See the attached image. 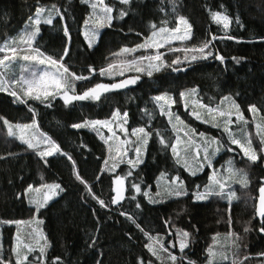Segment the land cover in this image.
<instances>
[{
	"label": "trees",
	"instance_id": "trees-1",
	"mask_svg": "<svg viewBox=\"0 0 264 264\" xmlns=\"http://www.w3.org/2000/svg\"><path fill=\"white\" fill-rule=\"evenodd\" d=\"M104 3L113 7V15L116 17H119L121 8L127 9L128 15L122 19H114L111 27L107 25L101 32L97 44L89 49L82 37V28L90 7L86 3H81V0H70V2L69 0H0V48H6L7 39L18 33L29 20V16L34 13L37 4L42 7L55 4L62 10L67 6L68 10L64 15L71 34V58H66L67 66L76 73L84 75H89L88 65H93L96 69L94 78L74 82L77 93H80L97 82L112 83L99 75V69L107 67L108 63L121 65L141 55H156L158 51L170 64L172 59L180 57L183 61L185 56L183 51L172 52L170 48L192 47L202 41L209 31L218 35H223L227 31L236 37V40L214 42L215 50L225 57L223 64L209 58L207 61L187 66L191 68L185 73L173 72L172 67L175 66H170L162 68L159 72L153 71L152 77L146 72H124L118 81L135 76H140V79L129 88L103 94L99 101H73L67 107L59 98L54 101L55 107L50 108H45L38 101L28 100L38 112L39 130L73 154L78 170L93 185L95 194L110 203L111 195H114L111 192L112 179L115 174H120L122 169L126 172L127 165L121 164L116 173H100L103 157L108 154L101 137L106 139L109 132H102L97 128L77 130L73 129L71 124L87 119H109L113 110H119L121 113H128L126 126L128 130L129 127L144 126L146 130L151 127L155 132L158 122L164 127L166 124L151 97L163 93L178 97L181 91L191 88L197 89V101L207 106H213L223 97L230 96L242 109H247L250 104H256L264 109V44L258 42L264 37V0H173L175 10L168 0H131V8L121 5L120 0H104ZM209 10L228 17L227 30L222 24L212 20ZM178 16H184L192 25L196 37L194 41H183L158 50L143 52L139 49L131 54L113 56V53L118 52L122 47H134L136 43H142L144 35L149 36L152 33L150 26L153 23L157 25V29L162 21H165L163 26L166 28L176 27ZM237 18L239 24L236 23ZM64 26L58 16L53 25H42L34 47H39L41 51L51 55L61 52L63 44L67 42L63 35ZM137 32L142 35L137 36ZM237 40L240 42L237 43ZM233 57L241 58L240 62H234ZM12 99L11 96L0 92V116L13 125L30 122L32 114L24 105L13 103ZM260 114L264 117V112ZM2 122L0 120V155H5L7 158L0 159V218L21 221L31 219L27 200L15 198L16 193L22 191L29 183L34 187H40L42 183L58 182L66 189L38 214V218L43 221L42 233L49 243L48 264H51V259L56 256L62 257L65 264H96L99 259L103 260V264H137L139 255L144 254L147 258L144 248L146 237L125 217L119 215V211L122 210L137 213V219L142 227L154 237L164 236L165 240L169 238L166 235L168 229L164 227V219H168L173 234L175 228L182 227L183 230L190 231L192 234L190 245L197 238L196 234L198 235L197 250L202 249L203 246L206 248L212 246L216 251L236 253L234 243H238L239 259H243L247 254L251 257L250 264H260L261 258L258 254L264 252V235L256 230L259 222L254 217V210L259 187L258 179L264 176V162H262L264 160L261 153H259L260 159L255 164L248 162L244 157L235 160V165L247 173L249 183L243 187L237 186L236 201L231 204L230 212L231 231L234 235L229 237V212L226 207L229 204L224 197L210 196L206 201L193 203V192L197 189L190 183L195 182L197 176H186L181 173V178L186 180L188 187L186 196L175 199L168 195L164 197L162 194L156 196L155 183L158 177L173 173L179 175L181 169L175 164L170 149L166 153L162 152L161 146L155 140H150L144 157L146 162L138 169L142 179L137 178L136 182L143 188H148L151 196L163 199L164 202L149 205L143 195H138L137 199L143 201L144 207L142 211L137 210L135 202L128 199L132 194L130 182L133 180V177H128L125 181L126 199L120 202L123 208L113 206L111 209H101L91 198L87 204L82 202V185H79L71 175V164L66 158L49 157L51 166L46 167L39 162V158L32 150H27L15 136L8 135L7 128ZM81 144L86 148H81ZM253 144L254 148H259L255 139ZM81 152H84V155H81ZM8 153L12 155L8 156ZM110 165L111 161H109ZM97 175L102 177L101 181L96 180ZM21 177L23 180L20 179ZM204 177L207 181V174L202 176ZM199 191H202V188ZM249 221L251 224H248ZM246 224L252 228V231L244 233L243 228ZM193 226H196L198 231H195ZM0 230L3 235L1 242L5 248L3 250L7 256L12 244L14 226H3ZM126 233H130L133 239L129 240ZM236 235L241 237L239 241H236ZM90 236H98L94 248L88 247L92 242ZM214 236H216L215 241ZM190 245L185 249L187 257L195 264H207L208 257H194ZM172 251L180 256L178 246ZM229 256L226 260L217 257V264H232V260L236 257L231 254ZM157 264L161 262L157 261ZM165 264H170V261H165Z\"/></svg>",
	"mask_w": 264,
	"mask_h": 264
},
{
	"label": "snow or ice",
	"instance_id": "snow-or-ice-1",
	"mask_svg": "<svg viewBox=\"0 0 264 264\" xmlns=\"http://www.w3.org/2000/svg\"><path fill=\"white\" fill-rule=\"evenodd\" d=\"M70 2V0H69ZM88 0H81V3H86ZM169 4H171L173 10H175V4L173 0H168ZM121 5H126L128 8H131V0H120ZM89 6L93 9V15L96 17V23L99 27H103L105 22L109 27L112 26V21L116 18L122 19L123 17L128 15V10L125 8H121L119 11V17L113 15L114 9L104 3V0H97L96 3H90ZM99 9V11H97ZM67 6H64L63 10L60 7H57L55 4L51 7V9L47 10V15H43L46 9L39 4L35 6V11L32 15L29 16V22L32 26L31 30H25L24 34L21 37V40L27 44L29 49V54L24 55L22 57L25 61H35L40 65H47L50 67H56L57 72L54 74H49L47 71H41L39 73L33 71L31 73L30 79H21L20 81L13 80L11 84L7 81L6 75L0 73V92H4L6 95L11 96L13 103H18L24 105L28 112L32 114L31 123L30 124H15L13 125L7 119L0 116V120L3 121V125L8 130L9 136H15L16 139L20 141L21 144L26 146L27 150H32L34 155L39 158V162H42L46 167L51 166V160L49 157H64L71 164V175L74 177L75 181L82 185L81 191V200L83 203H88L89 198L91 200L96 201L101 209H111L113 206H120L121 201L126 199L125 192V181L128 177H133V180L130 182L131 185V195L128 197L130 201L135 202V208L137 210L142 211L144 207L143 201L137 199L138 195H143L145 200L149 205H156L163 203V199H156L149 194L148 188H143L142 185L136 182L137 178L142 179L138 172V169L141 165L145 164V155L147 153L150 140H155L161 146L162 152H167L170 148L174 162L177 166L183 168V170L189 176H196L198 172H202L205 167L211 169V174L208 175L209 183L204 186L203 191H199L200 185H196V191L193 192V203L206 201L210 196H220L223 198L224 189L229 187L228 182H238L241 186H246L249 183V177L247 173L243 169H235L232 167L233 161L230 159L227 161V167L224 168V171L227 173L226 176L220 175V169H217L214 166L213 158L220 151L224 150L229 153L233 152L234 149L230 145H235L240 149V152L243 153L244 158L248 162L255 164L258 159H260L259 153H264V123H257V135L260 138V147L254 148L251 140H241L234 138L233 133L229 130V125L232 123V115L236 116L237 121H243L244 123H248L245 120L243 113L240 110V106L234 101L231 103L230 108L225 111L223 108H212L210 106H206L203 103H199L198 107L200 109L207 108L208 115L210 119L205 118L198 111H188L189 101H192L195 106L197 102L193 100V97L197 94L196 88L188 89L187 91H181L179 94V101L173 98V96L168 95L167 93H163L160 95H155L151 97V100L155 103L156 107L159 108L161 116L168 118V123L175 128L177 125H182L184 128L188 130L191 135L195 136L196 132L194 129L188 128V126L184 123L181 117L171 111L174 105L179 103H183V107L188 112V115L193 116L195 119L199 120L201 123L210 124L212 128L220 129L221 123L223 124L222 131L227 134L228 144L223 142L222 138L219 137H210L205 132H200L199 136L203 139V143L197 146L196 156H191L189 153H186L184 156L177 151V144L171 142L165 135L159 130H154L151 127L141 126L138 128H133L131 135L136 137V139L130 140L128 135L127 128L124 127L128 123V113H121L119 110H113L111 112V117L105 120H83L82 122L72 123L71 127L73 129H82V128H96L97 126L106 127L109 129V137L105 139L101 137L105 146L107 147L108 154L103 157V163L100 165L99 172L100 173H116L117 168L120 167L121 164L127 165V171L121 170L120 174H115L112 179V188L111 192L114 195H111L110 203L105 199L98 197L95 192L93 185L88 181L86 177H84L80 171L78 170L77 161L73 158V154L69 151H66L59 143L53 140L51 137L44 133H40L37 128V110L28 103V100L38 101L45 108L55 107L54 101L59 98V100L63 101V104L67 107L73 101H99L103 94L111 93L118 89L126 88L129 84H136L140 79V76H135L129 79H122L120 81H114L112 83H103L97 82L93 84L91 87L86 88L84 91L77 93L74 82L75 81H84L94 78L96 73V69L93 65H88L87 72L89 75H84L82 73L78 74L75 70L70 69L67 66V59H70L71 53V34L70 30L66 24V18L64 12H66ZM209 14L213 21L222 24L224 29L227 30L229 26V19L226 16H222L218 12H211L209 10ZM58 16L60 21L64 23L63 35L66 38V43L63 44L61 52L56 55L46 54L41 51L39 47H33V42L37 39V36L40 33L39 25L43 22L48 25H53L54 17ZM87 23V21H85ZM165 21H162L161 26L157 31V25L155 23L151 24L152 33L150 36L144 35V40L142 43H136L134 47H122L118 52H114L113 56H120L121 54H131L136 52L139 49H147L149 47L159 49L164 46L165 43H169V40H165L163 42L155 40V37L159 36L161 33H175L173 38L179 39L181 41H189L195 40V33L192 31V25L184 16H178L176 19V27L174 28H166L163 26ZM236 23L239 24V19L237 18ZM182 32V34H181ZM137 36H141L142 34L137 32ZM98 30L91 31L86 39L88 43V48H93V41L97 39ZM210 37V38H209ZM216 40H236V37L229 34L227 31L223 35L214 34L212 32H208L206 36L200 41L198 44H194L192 47L185 46L183 48H170V51L177 52L183 51L185 53L184 60L181 61L180 57H176L172 59L170 64L166 61L165 58H162L163 54L157 51L156 55L144 56L141 55L132 60H127L123 62L121 65H114L112 63H108L107 67H101L99 69L100 77H104L105 75L112 77L113 71L116 67H120L121 71L119 75H124V68L128 70H134L137 73L146 72L149 77H152L153 71L159 72L162 68L172 67L173 72H181L186 71L187 66H190L193 63H198L201 61H207L209 58H213L220 63L225 62V57L219 52L215 50V41ZM151 42V43H150ZM237 43L240 41L237 40ZM255 42V41H250ZM261 44H264V37H261L258 41ZM7 44V41L5 42ZM10 51L13 54L16 53L17 49L15 48H0V52ZM67 58V59H66ZM241 58L233 57L234 62L239 63ZM10 58L5 55L3 58H0V67L7 69L8 65L5 64V61H9ZM148 60L149 63L147 66H144L142 61ZM153 61L156 63L153 64ZM185 66L182 67L181 65ZM26 70V69H25ZM20 84V91L18 92L15 88V85ZM22 93V94H21ZM106 98V97H105ZM230 98L225 96L222 98L221 103L229 100ZM248 111L252 113L253 123H256V116L260 112H264V109L259 108L256 104H250L248 107ZM227 117L223 119L222 122H217L216 117ZM175 121V123H173ZM119 128L120 132L124 133V139L121 140L120 137L116 134L115 128ZM109 140H114L117 143L115 147L112 144H109ZM46 145L47 147L41 149V145ZM129 146H131L135 155L133 157H129ZM81 148H86L85 145L81 144ZM203 152V159H199V153ZM115 152L113 155L112 153ZM84 155V152L80 153ZM12 155V153H8V156ZM7 156L0 155V159H6ZM97 159H101L97 157ZM111 160V165L109 166V161ZM264 162V161H262ZM23 180V177L20 178ZM171 187L168 191V195L170 197L174 196L176 198H180L186 196L187 190L185 189L186 180L181 178L179 175L172 176L169 178ZM41 180H44V177H41ZM97 181H101L102 177L100 175L96 176ZM11 183V181H9ZM259 204L255 207V216L259 217V225L256 227V230L259 231L261 235H264V176L259 177ZM150 188V186H149ZM40 189H47L48 194L43 197V200L32 199L29 198V194L33 191H39ZM40 189L35 188L33 184H27V187L23 188L22 191L16 193V199H26L29 204V212L30 218L37 224L43 223L42 220L38 219V214L41 213L42 209H45L49 201H51L54 197L59 196L60 193L64 192L66 189L62 187L61 183L53 182V183H42L40 185ZM160 193L157 192L156 196H159ZM235 196V193L232 191L228 192L229 199V227L230 230L228 232V236L231 237L234 233L231 231V200ZM93 215H96L95 209L93 210ZM119 215L126 218L135 228L141 232L147 239V242L144 244V248L147 252V258H145L144 254H141L137 257V264H157V261H160L161 264H165V261H170V264H195L190 258L187 257L185 253V249L189 248L191 243V233L190 231L183 230L181 228H175V234H173L170 221L168 219H164V227L168 229L166 235L169 237L165 240L164 236H152L146 231L141 223L137 219V213H129L127 210L119 211ZM21 223H26L21 220H8L0 218V225L3 224H16L20 225ZM99 223V222H98ZM251 224V221L248 222ZM246 224L243 228L244 233H248L252 231V228ZM195 227V226H193ZM33 232H36L33 229ZM39 239L35 244H21L19 240V236L13 238V242L10 246V252L7 256H5L4 250L2 246H0V264H48L47 257V249L49 247V243L44 237L43 233H37ZM128 235L129 240L133 239L130 233H126ZM219 235V234H217ZM89 239L92 241L88 244L89 248H94L96 246V240L98 236H90ZM236 241H239L241 237L236 235ZM42 240L43 243H39ZM213 240H216V236L213 237ZM178 246L180 256L178 257L173 253V249ZM234 246L237 249L236 253H229L227 251H214L212 246H209L207 249L208 258L207 264H217L216 258L220 257L224 260L228 259L229 255L235 256L232 260V264H250L251 257L245 254L243 259H239V248L240 245L238 243H234ZM27 249L24 251L23 249ZM39 253L36 256L35 260L29 261V253L37 252ZM102 255V253H101ZM261 258L260 264H264V252L258 254ZM51 264H65V261L60 256L53 257L51 259ZM96 264H103V260L99 259L96 261Z\"/></svg>",
	"mask_w": 264,
	"mask_h": 264
},
{
	"label": "rangeland",
	"instance_id": "rangeland-1",
	"mask_svg": "<svg viewBox=\"0 0 264 264\" xmlns=\"http://www.w3.org/2000/svg\"><path fill=\"white\" fill-rule=\"evenodd\" d=\"M97 0H88V2H86V4H90V3H96ZM52 6H48V7H44L46 9V11L43 13V15H47V10L51 9ZM90 7V6H89ZM97 11H99V9H97ZM57 18L54 17V20ZM87 23H84L83 28H82V37L85 41L86 46L88 47V43H87V35L93 31V30H98V36L97 39L95 41H93V47L97 44L99 36L101 34V32L103 31V29H105L107 27V23L105 22L104 26L101 28L99 27V25L96 23V17L93 15V9L90 7V11L87 14L86 20ZM42 25H48L45 23H41L39 25L40 28V32H41V26ZM32 26L29 22V20L23 25V27L18 31V33H16L14 36L9 37L7 40V44H6V48H15L17 49L16 53L13 54L10 51H3L0 52V58H3L5 55H7L10 60L9 61H5V64L8 65L7 69L0 67V73H3L6 75L7 81L9 82V84H11V81L16 80V81H20L22 78L23 79H30L31 78V73L33 71L39 73L41 71H47L49 74H54L57 72V68L56 67H50L47 65H40L35 61H25L22 59V57L24 55L29 54V49L27 44H25L22 40L21 37L24 34L25 30H31ZM158 31V29H157ZM182 34V32H181ZM151 35V34H150ZM149 35V36H150ZM175 35V33H161L159 36L155 37V40L157 41H165V40H169V43H165L163 47L166 46H172L178 43H182L183 41L179 40V39H175L173 38ZM151 43V42H150ZM35 45V41L33 42V47ZM143 52H147V51H151V50H157L155 48L149 47L147 49H140ZM9 52V53H6ZM144 66H147L149 61L146 60L144 62H142ZM156 62L153 61V64H155ZM26 69V70H25ZM121 71L120 67H116L113 71V75L111 78H109V76L105 75L103 77V79H105L107 82H114V81H118V78L121 77V75H119ZM124 72H135L134 70H127V68L123 69ZM16 90L19 92L20 91V84L17 83L15 85ZM187 91V90H185ZM22 94V93H21ZM173 96V95H171ZM230 99L227 101H224L223 104L221 103L222 99L215 105L210 106L212 108H223L225 111H227L230 108L231 103L234 101L235 103H237L232 97L227 96ZM174 99H176L177 101H179V95L177 96H173ZM193 100H195L197 102V104L194 106L192 101H189V108L188 111H198L200 112L205 118L210 119L208 112H207V108L205 109H200L198 107V104L201 102H198L196 99V95L193 97ZM238 104V103H237ZM207 106V105H206ZM159 110V108H158ZM241 112L243 113L245 120L248 121V123H244L243 121H237L236 120V116L232 115L231 119H232V123L229 125V130L233 133L234 138L237 139H241V140H251L253 143V140L255 139L260 147V138L257 135V128H256V124L257 123H264V117H262V115L260 113L257 114L255 120L256 123H253V116L252 113H250L247 109H242L240 107ZM171 111L177 115H179L181 117V119L184 121V123L188 126V128L190 129H194L196 132V135L193 136L191 135V133L188 132V130L186 128H184L182 125H177L175 128L172 127V125H170L168 123V118L161 116L160 114V110H159V115L161 117H164V123L166 124V126L164 127L160 122H158L155 126V130H159L160 132H162L166 138H168L171 142L176 143L177 144V151L181 154V156H184L186 153H189L191 156H196V149L197 146L203 143V139L199 136L200 132H205L208 136L210 137H219L223 139V142L225 144H228V138H227V134L223 133L222 128H223V124L221 123V128L220 129H216V128H212L210 124H205V123H201L199 120L195 119L193 116L188 115V112L185 110V108L183 107V103H179L177 105H174L173 108L171 109ZM227 117H219L217 116V122H222L223 119H226ZM32 121L27 122L25 124H30ZM173 123H175V121H173ZM126 125H124L125 128ZM113 127L115 128V125H113ZM253 128L250 130V128ZM38 128V127H37ZM97 129L101 130L102 132L104 131H108L109 129L106 127H100L97 126ZM134 127H129L130 130H128V135H129V139L130 140H135L136 137L131 135L132 129ZM39 130V128H38ZM8 131V130H7ZM116 134L120 137L121 140L124 139V133L120 132L119 128H115ZM40 133L41 130H39ZM109 134L106 135V139H108ZM133 138V139H132ZM109 143L112 144L115 147V144L117 143L114 140H109ZM150 143V142H149ZM234 151L229 153L227 151H220L219 153H217V155L213 158V163L214 166L217 169H220V175H224L226 176L227 173L224 171V168H226L227 165V161H229L230 159L233 161L232 167L235 169H239L236 165H235V160L236 158H240V157H244L243 153L240 152V149L238 147H236L235 145H230ZM47 147L46 145H41V149ZM254 147V144H253ZM170 149V148H169ZM113 155L115 154V152L112 153ZM170 154L172 156L171 150H170ZM135 155V151L134 149L129 146V157H133ZM262 156V159L264 160V153L260 154ZM173 158V156H172ZM199 159H203V152L201 151L199 153ZM174 160V159H173ZM111 161V160H110ZM181 169V172H178L180 177H181V173L189 176L184 170L183 168L179 167ZM207 174V181L206 178H202L203 175ZM211 174V169H208L207 167H205V169L202 172H198L197 173V180L193 183H190V185L192 187H196V185H200L202 188V191L204 190V186L207 185L209 183L208 181V175ZM176 173L173 174H169L165 177L160 176L158 177V179L156 180L155 186L157 189V192H159L160 194H162L164 197H166L168 195V191L171 187H174L173 185H171L170 183V177L172 176H176ZM229 183V187H226L224 189V195L223 197L226 199V201L229 204V199H228V192L232 191L235 193V196L232 198L231 200V204L234 203L236 201V189L237 186L241 187V184L238 182H228ZM236 186V188H235ZM243 187V186H242ZM40 189V187H35ZM187 183L185 184V189L187 190ZM48 194V190L47 189H40L39 191H33L29 194V198L32 199H39V200H43V197ZM169 196V195H168ZM56 197H54L52 200H54ZM171 198H176L174 196H172ZM51 200V201H52ZM49 201V203L51 202ZM28 203V201H27ZM29 205V204H28ZM228 209V207H227ZM39 219V218H38ZM26 223H21L20 225H8V224H3L0 225V229L3 226H14V235L12 238L19 236V240L20 243L23 244H29V243H33L35 244L36 241L39 239L37 233H41V224H37L34 221H32L31 219L29 220H25ZM33 229L36 230V232H33ZM3 235H2V230H0V246H2L3 249L4 248V244L3 242H1ZM13 242V239H12ZM39 243H43L42 240L39 241ZM24 251H27V249H23ZM214 251H216V248H213ZM39 253L34 252V253H29V261L35 260L36 256H38ZM230 257V256H229Z\"/></svg>",
	"mask_w": 264,
	"mask_h": 264
},
{
	"label": "flooded vegetation",
	"instance_id": "flooded-vegetation-1",
	"mask_svg": "<svg viewBox=\"0 0 264 264\" xmlns=\"http://www.w3.org/2000/svg\"><path fill=\"white\" fill-rule=\"evenodd\" d=\"M226 207H228V209H229V205H226ZM254 217H255V212H254ZM194 228H195V231H198V228L196 226ZM181 229H183V228L181 227ZM196 236H197V238L194 240V243L190 245V248L192 250V253H193L194 257H197V258H207L208 257L207 249L208 248H205V246H203L202 249L197 250V248H198V245H197L198 235L196 234Z\"/></svg>",
	"mask_w": 264,
	"mask_h": 264
},
{
	"label": "water",
	"instance_id": "water-1",
	"mask_svg": "<svg viewBox=\"0 0 264 264\" xmlns=\"http://www.w3.org/2000/svg\"><path fill=\"white\" fill-rule=\"evenodd\" d=\"M190 68L191 67H187V70H189ZM186 71H181V73H185ZM127 79H129V78H127ZM131 85L132 84H129L126 88H129ZM126 88H122V89H126ZM122 89H118L116 91H119V90H122ZM259 196H260V193H259V190H258V192H257V198H256V202H255V207L259 204ZM254 212H255V210H254ZM255 219L258 220V221L260 220V218L259 217H256V216H255Z\"/></svg>",
	"mask_w": 264,
	"mask_h": 264
},
{
	"label": "bare ground",
	"instance_id": "bare-ground-1",
	"mask_svg": "<svg viewBox=\"0 0 264 264\" xmlns=\"http://www.w3.org/2000/svg\"><path fill=\"white\" fill-rule=\"evenodd\" d=\"M121 80V79H120ZM3 123V122H2ZM39 128V127H38ZM105 145V144H104ZM176 166V165H175ZM180 171V170H179ZM181 172V171H180ZM179 174V173H178ZM175 199V198H174ZM259 222V221H258ZM173 232V231H172ZM211 232V231H210ZM167 240V239H166ZM212 243V242H211ZM206 248V247H205ZM204 249V248H203Z\"/></svg>",
	"mask_w": 264,
	"mask_h": 264
}]
</instances>
